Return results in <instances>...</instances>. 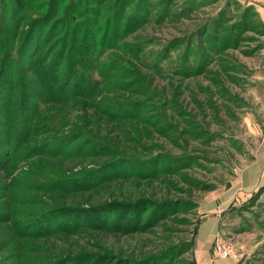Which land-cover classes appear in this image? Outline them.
Returning <instances> with one entry per match:
<instances>
[{
    "label": "rangeland",
    "instance_id": "obj_1",
    "mask_svg": "<svg viewBox=\"0 0 264 264\" xmlns=\"http://www.w3.org/2000/svg\"><path fill=\"white\" fill-rule=\"evenodd\" d=\"M55 10L94 31L82 53L96 57L69 76L55 61L71 30L35 24L49 96L19 45ZM263 13L244 0H0L14 56L1 87L15 83L11 106L0 100V264H203L205 208L264 140ZM221 228L213 253L224 242L237 259L217 258L264 264V185Z\"/></svg>",
    "mask_w": 264,
    "mask_h": 264
},
{
    "label": "trees",
    "instance_id": "obj_2",
    "mask_svg": "<svg viewBox=\"0 0 264 264\" xmlns=\"http://www.w3.org/2000/svg\"><path fill=\"white\" fill-rule=\"evenodd\" d=\"M63 18H64V16L58 15V10L51 11L50 13H47V14H43L41 16V19H38L36 22L32 21L31 28L23 34L22 41L19 45L21 48V50L19 51L20 56L23 58V60L29 59L30 61H32L31 71H33L34 67H36L38 73L40 74V77H44V79L46 80V83L43 82L42 86L44 89H49L48 91L44 90L46 92V95H49V96H52L54 93L56 94L53 86H47V84H49L50 82H53L56 78L55 72L53 73L55 67L52 66L51 68L47 69V68L40 66L41 61L44 58L40 57L38 55V52H34L35 48H33V46L35 45V42H33V41H34L35 34L38 32L35 24L45 25L46 23H48V27L46 28L48 30H49V25L54 24V27H53L54 31H52V33L49 34L48 36L55 34L54 35V37H55L57 34H61V31L63 28H64V30L62 33H64V35H65V33L67 34L68 32H70V30H71L70 25L68 26L67 23H62V25H58L61 22H54L56 19L61 20ZM70 19H71L70 16H65V18L63 20L67 21ZM61 26H63V28H61ZM39 28L41 29V31L43 30L42 26L41 27L38 26V29ZM44 31H46V30H44ZM71 33H72V39L69 40V38H68V40H67V43H68L67 48L68 49L65 50L66 52H64V54L61 53L60 62L59 61H55V62L57 63L56 67H58V68L64 67L65 65L68 66V71H66V72L69 73V76H72L73 78H75V76L79 75V77H78V79H79L82 76V75H80V73H82L83 75L88 74V67H89L88 57H91L93 59L96 57L94 52H88L86 54L82 53V51H85L87 49L88 42H89L91 37L93 38L94 31H88V28H83L82 34H81V31H76V30H73V31L71 30ZM79 37H81L80 41L78 40ZM41 39H42V36H40V38H39V43L41 42ZM80 43H82V46H80ZM0 45L7 51V52H5V50H4L3 52H5V53L0 56V100L1 99L7 100L8 105L10 104V106H11V102L14 99V95H13L14 89L13 88L15 86V83H13V80L11 79V75H9V80L7 78V80L10 81L9 86L6 85L4 87L2 85V87H1V78L6 73L4 71L6 63L12 67L11 62L13 61L12 57H14V56L12 54H8L7 47L3 41H0ZM38 47H40V46H38ZM89 48H92V45H89ZM14 62H15V60H14ZM42 63H45V60ZM15 65L16 64H14V66H13L14 68H15ZM83 69H85V71H83ZM57 72H58V70H57ZM61 87H62V85L59 87V91L61 90ZM61 96H63V95L61 92H59V94H57V97L61 98ZM6 108L8 109L9 106Z\"/></svg>",
    "mask_w": 264,
    "mask_h": 264
},
{
    "label": "crops",
    "instance_id": "obj_3",
    "mask_svg": "<svg viewBox=\"0 0 264 264\" xmlns=\"http://www.w3.org/2000/svg\"><path fill=\"white\" fill-rule=\"evenodd\" d=\"M262 185H264V140L256 149L251 163L240 171L234 185L211 200L208 209L205 208L204 218L197 230V256L203 264H235L231 260L217 258L212 251L214 242L221 233L223 218L228 212V207L235 205L236 201L255 192Z\"/></svg>",
    "mask_w": 264,
    "mask_h": 264
},
{
    "label": "built area",
    "instance_id": "obj_4",
    "mask_svg": "<svg viewBox=\"0 0 264 264\" xmlns=\"http://www.w3.org/2000/svg\"><path fill=\"white\" fill-rule=\"evenodd\" d=\"M247 3H252V4H258L262 8H264V0H244ZM215 254L217 257L220 258H231V259H237V253L234 247L231 245H228L224 242H218L215 245Z\"/></svg>",
    "mask_w": 264,
    "mask_h": 264
}]
</instances>
